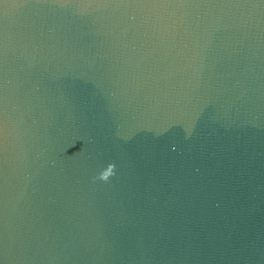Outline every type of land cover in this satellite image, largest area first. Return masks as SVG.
Wrapping results in <instances>:
<instances>
[{
  "label": "water",
  "instance_id": "95a60500",
  "mask_svg": "<svg viewBox=\"0 0 264 264\" xmlns=\"http://www.w3.org/2000/svg\"><path fill=\"white\" fill-rule=\"evenodd\" d=\"M0 264H264V0H0Z\"/></svg>",
  "mask_w": 264,
  "mask_h": 264
},
{
  "label": "clouds",
  "instance_id": "9594fccd",
  "mask_svg": "<svg viewBox=\"0 0 264 264\" xmlns=\"http://www.w3.org/2000/svg\"><path fill=\"white\" fill-rule=\"evenodd\" d=\"M115 175V164L109 163L104 169H102L97 176L93 177V181L100 180L107 182L111 176Z\"/></svg>",
  "mask_w": 264,
  "mask_h": 264
}]
</instances>
